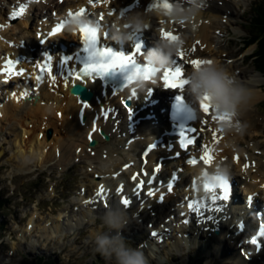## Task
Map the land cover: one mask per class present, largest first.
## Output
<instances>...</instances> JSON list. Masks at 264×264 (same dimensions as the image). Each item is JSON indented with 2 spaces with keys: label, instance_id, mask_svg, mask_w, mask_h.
I'll return each instance as SVG.
<instances>
[{
  "label": "bare ground",
  "instance_id": "1",
  "mask_svg": "<svg viewBox=\"0 0 264 264\" xmlns=\"http://www.w3.org/2000/svg\"><path fill=\"white\" fill-rule=\"evenodd\" d=\"M49 1L51 0H47L48 3L46 2L47 4L51 5L48 8V11H52V9H55V11L51 13L52 21H54L60 18V12L67 14L69 8L73 7L74 9H76L81 6L82 1L89 2L90 0H70V2L69 0H66V3L64 4H60L59 2H57V0H53L51 3ZM92 1L95 2L93 7H89L87 9L88 12L86 11V13H88L91 17H93V15H96L97 18L100 15H104L105 20H110L112 17H115L116 14L121 11V8H125V6L129 4H134L135 6L134 8L125 10L128 13L146 12L151 14L155 9V7L152 9V11H146L144 9V5L148 0H91V2ZM238 3L234 2V0H231V2H229L228 0H206V7L209 5V8L207 9L205 7L199 14V16L195 17L191 21V23L198 24V28L193 32L188 29L190 28L189 22L186 21L185 23H183V25L185 24L187 26L185 28L181 27V23H178L180 25L179 26L177 22L171 20L164 14L166 10L161 8L160 6L156 8L161 9V11L156 15H151L150 22L153 23L154 21H156L157 23V21L162 20V18L165 17L166 19H164V23L167 31H176L178 33L179 39H181L182 36L187 37V39L181 45L183 58H179V56L176 57L179 60L178 63L182 62V64L185 65V60L191 56L190 54H188L189 48H191L193 45H195V51L191 54H201L199 47H205L208 50L215 48L214 41H217L219 39H215L214 33L220 30V27L224 24V22L222 23L219 19H227L226 10L231 12L229 17L235 16V10H237ZM150 4L153 6L154 4L160 5L161 3L157 0H151ZM66 5L69 7H66ZM22 7L24 8L23 4ZM30 8L31 7L29 6V4H26V9L30 10ZM4 9L5 8H3V6L0 4V18L3 17L2 12L5 11ZM20 9L21 7L19 6L16 9V12L18 14L17 16L20 17L21 20L27 19L28 15L26 14V11L24 10L23 13H21ZM1 22L0 60L3 56L6 55L16 56L27 53L28 50H23L21 48L22 43L20 41L22 38H26L29 40L27 44L29 45V50L31 52H33L32 49L39 48L37 46V43L39 44L40 39H37V41L34 40V27L32 26L33 22H31L30 19L16 22L14 24V27L9 25L8 21L6 20L1 19ZM48 23L49 22L45 21V24ZM156 25L158 26V24ZM47 27L48 26H45V30L47 29ZM174 28H177V30ZM161 29L165 30V28ZM63 33V37L65 38L64 43L66 47H69L71 42L80 40V38L73 36L72 32L68 31V28ZM50 39L53 40V37H51ZM55 39H57V37H55ZM193 40L195 41L194 43L192 42ZM190 42L192 43L190 44ZM47 45L44 48H46ZM12 46H16V51L14 53L11 52ZM49 47L52 50L54 58L58 59V56L56 55L58 53V50H55L52 42L49 43ZM224 51L225 50H223L221 54L216 55L215 58H208L210 60H215L218 63L225 62L224 64H226L228 63L230 55L229 52ZM225 57H228V59ZM53 65L54 68L51 74L56 76L55 81L51 79V75L46 74L44 81L41 83L35 80L34 73H32L33 76L31 77L30 81H28L26 74L20 79L14 78L11 79L9 83H6L1 80L2 76H0V89L7 91L3 98L0 99V130L2 129L4 131L8 129L9 138L12 139V149L14 151L13 157L15 159H19L20 161H24L25 163L31 159L35 160L38 166L42 168L44 167L45 169L46 167L51 166V164L57 166L58 164L63 165L64 163L70 164L78 157L80 159H86L90 161L89 163H99L101 159H106L108 156L116 153L119 156V163L110 169L101 170L99 168L95 171L97 173L96 175L102 177L103 180L95 181L97 187L96 194L93 198L88 197L86 199L87 201L89 200V203L97 202L98 200H100L101 202L98 205H104L107 207H115V202L112 200V194L115 189H113L112 184H116L118 187L120 183L125 182L126 184L124 192L132 194V192H134V184L136 185L138 182H144L146 184L145 180H148L150 171L155 170L157 167V158L159 155H166V161L164 160L165 162L163 161L162 165L159 164L160 169H157V182L163 177L164 174L170 176L171 173L178 167V169H180V179L177 185L181 187V184L186 180L188 174L196 172L198 170L199 166L195 168L190 164H187L186 158L188 157V154H185V162L183 164L177 163V167L175 165L172 166L176 163V161L170 160V153L166 150L161 149L160 147L151 151L149 155L150 163L147 166L143 167L142 164L138 165L137 161H139V152L148 143H150V140L155 137L157 138V129L149 128L144 133L140 132L139 126H135L133 124L134 119H130V114H128L125 109L123 110L120 101L122 102L125 99L124 97L130 94L128 90H130L131 88L127 89L126 93L120 92L117 95H113L111 93L110 87L109 92L106 95H103L101 93L102 87L100 86V81L96 77L94 79L91 77H85L82 80H77L75 77H69L67 80H65V75L70 70H79V67L74 66V62L69 64L70 69L63 68L59 70V66H56L55 63H53ZM232 65L233 64H229L227 67L230 68V70L238 78L245 81H250L254 88L255 98L253 100V103L250 109L242 117V119L248 125L247 130L243 135L232 134L231 136H228L224 134L223 129L220 127V121L214 120L212 118L205 119L201 116L202 121L207 125L206 127H203L204 130L201 134V138L205 143L211 145L215 150L214 165L218 161H224L231 166V174L234 175L235 180L234 181L233 179H231V186L233 187V197L230 202L222 204V211L206 213L204 219L200 224H195L197 218L193 215H187L186 213V217L188 216L190 221L194 222V227L192 228L193 232L189 234L195 235L193 241L200 243L201 250H206L208 246L211 247L213 245V242L221 243L217 255H219L220 257L224 254H228L225 258L226 261H228L230 264H264V249L260 252V254H257V256L252 253H248L247 257L251 261L246 262L242 257L240 251L239 255H237L236 252L233 251V249H230L227 243L225 244V240H230L227 238L226 234H232L234 229V235L236 237H239L238 235H236V232L239 229V223H243L241 224V227L244 228V231L242 232L243 234L246 233L247 230L251 229H253L255 232L264 231V229L260 228L259 226L262 225L264 227V166L259 164L257 165L253 162V160H251L252 162L250 167L247 168V166H245L243 169L242 167L246 165L247 162V155H245L243 149H241V145L243 143L242 141L249 138V135H251V133L257 132L256 130H259V128H261L258 122L260 118L257 114V105L264 98L263 89L259 87L260 84L263 83V80L257 77H249L246 71L243 70V72H240L236 68L235 64L233 65V68ZM23 67L26 68L24 64ZM193 67L195 66L185 65V69L188 74L191 73ZM27 69L28 72H30L29 70H31V66H27ZM78 82H81L83 85H87L93 91L95 98L91 102H86L84 100L81 101L79 100L77 95L71 92L73 89L72 86ZM148 84L151 86H161L159 80H157L156 82L151 81ZM145 85L146 83H144L143 88H139V95H142V97L146 96V94L144 93ZM261 86L263 87V85ZM12 92H14L13 96L11 95ZM23 92H28L29 95L27 97H24L22 96ZM159 93L161 94L160 91ZM158 95L156 94V96ZM98 99L102 100L104 104H98ZM85 103L89 105L87 109L83 107V104ZM157 107L159 108V105ZM107 109H110V112L108 117L105 118L103 113L107 111ZM81 114L85 116L84 122H81L79 119ZM96 117L98 118V127L96 130H94L93 120ZM148 124L152 125L151 122H148ZM200 130H202V128ZM107 133L113 136V138L108 142L104 140L107 136ZM252 135L256 136L258 134ZM93 141H95V143ZM161 145L162 143L159 144V146ZM176 146L180 147V144H177ZM259 146L261 148L262 145L260 144ZM193 150L194 149H191V154L193 153ZM236 154H239L238 159H232V155ZM126 156L129 157V160ZM124 164H126L125 170L122 168V165ZM122 171H125L131 176H133L135 173H138L137 178L134 180L135 182L132 183L130 178H127L125 181L124 178L127 174L122 173ZM108 174H110V176H108ZM236 182H240L239 186L241 185V194L240 192H238V189L235 188ZM128 183H132L130 184L132 187L129 188ZM101 186H103L104 189L102 197L97 195V193L101 190ZM156 186L157 185H155V187ZM150 188L151 186H147L144 190H149ZM85 191L86 190H84L83 193ZM258 191H262L263 198L253 197L254 194ZM116 194H120V191L116 190ZM174 195L175 192L172 194H167L166 203ZM83 196V198L85 199L89 195ZM122 196L123 195L119 196L120 200ZM128 198L131 201L130 205H135V207L142 206L141 209L144 208L146 209V211H150L148 210V205H150L151 202L156 201V204L160 205V203L157 201V198L148 200L144 195H141V199H133L130 196H128ZM238 200H240V202ZM261 200L263 205L258 210V212L260 213L259 215L255 210L257 209V207H259L258 204L259 202H261ZM183 203L186 202L182 201L179 204ZM117 206L123 207L124 205L120 201V204H118ZM187 208L188 203L186 204V209ZM88 211H81L80 215L82 217V221L79 215H75L76 217L73 216V219H70V215H73V213L68 216H63L61 214L58 218H55L54 220L50 219L44 226H38V228L41 229V232L45 231V233L42 235L43 237H45L49 233V236H46L48 238L62 236L63 234L68 235V233L66 232L68 227H70V229H68L70 231L72 229H77L78 227H80V225H82L84 218L87 216V213H91V215H93L94 212H91V210ZM252 212L257 213L255 214V216H253L250 214ZM36 215H39V213L37 212L34 215V218H32L31 223L33 224L30 223V229L32 231L36 227ZM209 216H212L213 220L210 221L209 219H207V217ZM230 219L231 222L227 224L226 222ZM70 220L72 223L70 222ZM74 221L76 222V224H74ZM61 222H63V224L65 225L63 226ZM222 223H225L226 227H223ZM180 227L181 230H183L182 224L180 225ZM219 227L221 229H224L225 231L222 233L223 235L221 234L220 236L216 237L214 236L213 232L216 228ZM183 234H185V232ZM249 238L250 237L247 236V239ZM177 241L180 242V239H177ZM201 245L204 246L201 247ZM211 258L213 259V256Z\"/></svg>",
  "mask_w": 264,
  "mask_h": 264
},
{
  "label": "rangeland",
  "instance_id": "2",
  "mask_svg": "<svg viewBox=\"0 0 264 264\" xmlns=\"http://www.w3.org/2000/svg\"><path fill=\"white\" fill-rule=\"evenodd\" d=\"M13 1L15 2V0ZM52 1L53 0L49 2L51 3ZM10 2L11 0H0V4L3 8H7V5L11 4ZM46 2L47 0H45V3ZM57 2H59V0H57ZM61 3H66V0ZM239 4L240 7H237V10H235L236 15L229 17V22L227 19H219L222 23L224 22V24L220 27L221 29L217 31L219 34H216L217 32L214 33L215 39H219L214 41L215 48L208 50L205 47H199L201 51L200 53L206 58H215L216 55L221 54L223 50H225L224 52H229V60L225 65L228 66L229 64H235L240 72H243L244 70L249 77L262 79L263 83L260 84L259 87L263 89L264 93V77L261 73L257 72V68L254 67L256 64L251 60V54L255 49V45L240 54V50H238L241 48L243 41L250 36L247 29L249 28L256 8L258 7V10L256 11L257 17H259L260 13H264V0H239L237 5L239 6ZM45 5L46 6H40L39 11L43 12L44 10H49L48 8L51 5ZM188 29L192 31L191 28ZM152 35H154V32ZM194 40L192 41L193 43L195 42ZM192 42H190V44ZM202 49L205 50L203 51ZM225 58L228 59V57ZM233 65L232 68L234 67ZM261 85H263V87ZM263 101L264 98L257 105V114L260 118L258 122L261 128L256 130L257 132L251 133L249 138L243 140L241 148L246 153L249 161L254 160V163L264 166V151H260L264 148V111H262L261 107ZM252 134L258 135L253 136ZM259 135L261 137L256 140L255 138ZM8 138V129L4 131L1 129L0 264H114L113 260L96 252L95 246L92 242V237L95 233L108 230L101 220L103 214L99 213L100 210L93 213L94 216L98 214L99 216L101 215L100 220L97 223L95 222L96 226L92 224V221H94V216H92V219L88 223H84L83 220V226L80 225V227L74 229L76 231L75 233L72 232L73 229L71 231L68 230L70 229V227H68L66 231L68 235L63 234L62 236L48 238L46 236H49L50 233L43 237L42 235L45 231L41 232V229L38 228V226H44L50 219L54 220L55 218H58L61 214L63 216H68L73 213V215H70V219H73V216L76 217L75 215H79L82 221L80 214L82 210L85 211L83 205L89 203V200L87 201L86 199L88 197L93 198L96 194L97 187L95 181L103 180V178L97 176V173L95 172L99 169V163H89L90 161L78 157L70 164L64 163L63 165L58 164V166L51 164V166L44 169V167L42 168L38 166L35 160L31 159L25 163L24 161L15 159L13 157L14 151L12 149V139ZM4 143L6 144L3 145ZM260 144L262 145L261 148L259 146ZM251 148L253 150L258 149L255 152L256 156L254 157L246 152V150ZM127 159L129 160V157H127ZM122 173H125V171H122ZM108 176H110V174H108ZM130 187L132 186L129 185V188ZM113 189H115L114 186ZM84 190H86L84 192L86 194L83 193ZM181 192L182 190H179L175 196L176 198L174 196L171 197L167 203L165 202L164 206H169V210H172L173 205ZM83 195L89 196L84 199ZM79 201L82 202V206L79 204ZM117 205L118 204L115 203V206ZM148 206V210L150 211H146L144 208L141 209L142 206L135 207V205H133L128 211L129 223L123 228V230H125V238L128 237L126 239L127 242L132 247H136V242H141L146 238L147 234L145 232L148 231L149 223L155 222L154 217L156 214L154 213L153 208L150 207L151 205ZM75 207H77L78 210H76ZM37 212L39 215H36V227L32 231L30 229V223ZM159 213H164L163 207H161ZM88 214L89 213H87V216L84 218L86 222L87 218L91 216V213L89 216ZM133 214L135 218H133ZM137 214L140 217L136 218ZM63 222L61 223L63 224ZM230 222L231 219L226 223L229 224ZM192 223L194 222L192 221ZM74 224H76L75 221ZM181 224L184 226L182 222H178L175 219V222H171L170 226L163 223L153 224L152 227L164 232L166 226H169L170 229L168 233L170 232L172 234V229H175V231L177 229L181 230ZM64 225L65 224H63V226ZM224 226L226 227V225H223V227ZM234 231L235 229L232 234H230L231 237L235 236ZM113 234H115V231ZM133 235L134 237H132ZM220 235L214 234L216 237ZM190 236V241L192 242L186 241V244L181 240L178 242L176 239V243L174 244L169 243L163 247L159 246L160 253H158V255H153L152 252L149 253L144 250L148 259V264H230L225 258L228 254H224L220 257L217 255L221 243L213 242L211 247L208 246L206 250H201L200 243L193 241L195 235L191 234ZM182 238L189 239L185 234H183ZM228 239L231 240V238ZM230 240H225V244L227 243L230 249H233ZM203 246L204 245H201V247ZM149 254L152 255L153 259L148 258ZM212 256L213 259L211 258ZM40 258L44 259V261H40Z\"/></svg>",
  "mask_w": 264,
  "mask_h": 264
},
{
  "label": "clouds",
  "instance_id": "3",
  "mask_svg": "<svg viewBox=\"0 0 264 264\" xmlns=\"http://www.w3.org/2000/svg\"><path fill=\"white\" fill-rule=\"evenodd\" d=\"M171 8L165 11V15L177 23L189 22L192 31L198 28V24L191 21L199 16L206 7V0H170ZM161 9H154L151 14L146 12L120 11L106 23L111 29V38L119 43H128L145 30L150 29V16L156 15ZM96 20L88 16L70 19L68 31L76 32L81 25L95 26ZM187 39L182 36L178 41H170L156 37L155 46L143 57L145 64L155 69H167L173 65L179 54L181 45ZM199 68L193 67L186 85L187 92L191 95L196 105V114L201 99L210 97L213 108L221 115L227 114L231 119L221 122L220 127L224 134L243 135L247 130V123L242 119L250 109L255 98L254 88L250 81L238 78L225 64L211 60ZM137 88L144 87V80L135 81ZM119 163L116 153L99 161L98 167L107 170ZM200 178L209 179L214 176H222L228 180L231 175V166L218 161L211 170H201ZM128 211L123 207L109 206L105 209L101 220L107 227V231H101L92 237L95 251L104 257L113 260L114 264H148V259L141 245L130 246L121 230L129 223ZM115 231V234H113Z\"/></svg>",
  "mask_w": 264,
  "mask_h": 264
},
{
  "label": "snow or ice",
  "instance_id": "4",
  "mask_svg": "<svg viewBox=\"0 0 264 264\" xmlns=\"http://www.w3.org/2000/svg\"><path fill=\"white\" fill-rule=\"evenodd\" d=\"M160 3L162 4L164 9H170L171 8V2L169 0H160ZM159 4H154L153 7H158ZM25 9L22 7L20 9V12L23 13ZM86 13L85 9H80L78 13L74 14L69 11L68 16L72 17L73 19H76L80 17L81 15H84ZM18 15L17 13H14L13 16ZM69 21H62L61 23L56 25V28L53 32H50L49 35H55L57 32H59L61 29L64 28L65 24H68ZM80 32L82 33L83 38V49L87 53V57L83 62V66L80 67L78 71H72L70 70L65 75V80H67L69 77H75L77 80H82L85 77H91L95 78L96 76L104 77L108 74H116V73H124L125 79H126V85L125 88H128L130 85H132L136 80L143 79V80H149L156 76L157 74H162V79L164 81V84L167 88L172 89H184L185 86L189 83L187 79L184 78V70L182 66H175L176 61L173 62V65L167 69H155L147 64H140L138 62V56L142 53V45L140 43H137L135 45V54L134 55H128L124 54L123 52H116L111 48L106 47H100V36H101V22L96 21L95 26L91 25H81ZM163 36L165 39H168L170 41H178L179 37L174 34H170L167 31L163 32ZM183 55V53H181ZM71 57H66L62 61L64 64H68V62L71 60ZM53 58L51 56H46L42 63L37 64V67L40 69V75L36 77L37 81L43 82L45 79V75H51V79L53 81L56 80V76L51 74V62ZM211 60H199L195 59L192 61V65L196 68H199L201 65L205 63H211ZM20 61H11L9 60L5 65V71L9 73V75H12V69L15 67L16 64H19ZM23 69H21L19 72L14 73L15 75H21L23 74ZM29 95L28 92H23L22 96L27 97ZM136 92L135 89L132 91V96H135ZM178 102L180 104L183 103V98L178 97ZM83 107L87 109L89 107L88 104H83ZM199 108L204 113H210L212 116V119L218 120L220 122H223L225 120L231 119L227 114L221 115L219 114L214 108L213 105L210 102V97L205 96L201 99L199 103ZM131 111V109H128ZM110 111V110H109ZM109 111H105L103 113L104 117L107 118L109 115ZM195 130H184L181 129L180 132V146L182 148H187L189 145L194 143V138H188V134L194 132ZM155 145H151L148 149V151H151L153 148H155ZM200 159L204 160L205 163H208L211 160V157L205 154ZM189 164L195 165L198 161L196 158H190L187 161ZM135 179V177H133ZM173 181L177 179V177L172 178ZM214 182L213 185L210 186L208 181ZM173 187V184L168 185V190L171 191ZM218 187L221 192L219 195H212L211 196V204L216 205L217 201H227L229 198V184L228 180L225 179L222 176H214L209 179L205 180L204 183V190L205 192L214 191V189ZM104 189L103 186H101L100 192L97 193L98 196H103ZM149 196H154V191H149L147 193ZM160 200L164 199L163 194L159 197ZM121 203L124 206L130 205L131 201L128 198L122 199ZM198 201H192L189 202L188 207L193 212H198L199 214L203 215V212L200 210V208L197 206ZM205 209L207 211H221L219 205H216V207H210L205 206ZM207 219L211 220L213 219L212 216L207 217ZM187 222V221H185ZM152 235L155 237L158 234L156 232H153ZM260 236H264V231H261L259 233ZM254 245H259L258 239L256 237H253L250 241Z\"/></svg>",
  "mask_w": 264,
  "mask_h": 264
},
{
  "label": "trees",
  "instance_id": "5",
  "mask_svg": "<svg viewBox=\"0 0 264 264\" xmlns=\"http://www.w3.org/2000/svg\"><path fill=\"white\" fill-rule=\"evenodd\" d=\"M252 27L255 29L253 42H257V48L255 50L256 68L264 72V13H260L259 17L254 16ZM40 261H44V259L40 258Z\"/></svg>",
  "mask_w": 264,
  "mask_h": 264
},
{
  "label": "water",
  "instance_id": "6",
  "mask_svg": "<svg viewBox=\"0 0 264 264\" xmlns=\"http://www.w3.org/2000/svg\"><path fill=\"white\" fill-rule=\"evenodd\" d=\"M72 93L75 95H79L83 99L89 100V101L92 100L93 98V94L91 92L87 91L86 88H84L83 86H79V85L73 87Z\"/></svg>",
  "mask_w": 264,
  "mask_h": 264
}]
</instances>
